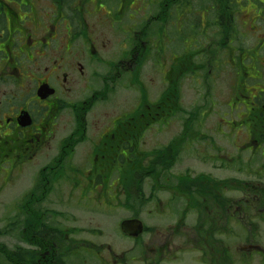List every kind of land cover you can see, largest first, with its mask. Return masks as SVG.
Returning <instances> with one entry per match:
<instances>
[{
	"label": "flooded vegetation",
	"instance_id": "1",
	"mask_svg": "<svg viewBox=\"0 0 264 264\" xmlns=\"http://www.w3.org/2000/svg\"><path fill=\"white\" fill-rule=\"evenodd\" d=\"M207 81L226 112L203 132L184 101ZM123 90L128 110L98 112ZM128 220L144 223L138 238ZM9 251L21 264H264V0H0L2 264Z\"/></svg>",
	"mask_w": 264,
	"mask_h": 264
},
{
	"label": "rangeland",
	"instance_id": "2",
	"mask_svg": "<svg viewBox=\"0 0 264 264\" xmlns=\"http://www.w3.org/2000/svg\"><path fill=\"white\" fill-rule=\"evenodd\" d=\"M190 82H186V86H190ZM99 86V88H101ZM124 87L129 86H122L121 89H124ZM186 97L184 101V105L186 108V114H189L192 107L190 105L194 104L195 107H199L198 110H200V118L199 120L201 122H207L208 124L204 126V129H202L203 132H206L207 128L211 125H215L216 123H219L221 121V116L225 114L226 108H225V101H224V95L223 92L220 91V89H216L214 87L213 83L211 81L206 82V88L201 87L199 90L196 88V91H186ZM131 98L132 93L130 91L123 90L120 94V97L115 98L113 106H106L102 105L98 108L99 113L109 112L110 114H117L118 112H121L122 110H128L131 105ZM210 106L213 107V109H210ZM217 107L216 111L214 109ZM210 109V110H209ZM211 111L212 113L210 114ZM64 125V124H63ZM226 130V129H225ZM64 131V130H63ZM211 137L215 138L216 146L221 147L224 145V143L220 140L219 134H209ZM65 137L64 132H61L58 135L57 141L63 140ZM49 156H42L40 157V160L36 161L35 163H32L30 165L25 166L23 170L20 172H16L11 176L12 180L10 181L9 186V194L13 193L15 195H18L22 190L26 189L31 184L32 178L39 172V170L42 168L43 163L47 164L48 158L46 157H52L53 154H47ZM144 217V214L142 215Z\"/></svg>",
	"mask_w": 264,
	"mask_h": 264
},
{
	"label": "water",
	"instance_id": "3",
	"mask_svg": "<svg viewBox=\"0 0 264 264\" xmlns=\"http://www.w3.org/2000/svg\"><path fill=\"white\" fill-rule=\"evenodd\" d=\"M122 230L131 237H138L143 232V226L139 221H126L122 224Z\"/></svg>",
	"mask_w": 264,
	"mask_h": 264
},
{
	"label": "trees",
	"instance_id": "4",
	"mask_svg": "<svg viewBox=\"0 0 264 264\" xmlns=\"http://www.w3.org/2000/svg\"><path fill=\"white\" fill-rule=\"evenodd\" d=\"M66 147V149H68V147H70V143L69 140H65L63 142L62 148ZM67 153H69V151H67ZM139 164H142L139 168L140 169H145V165H143V161H140ZM0 264L1 261H0ZM8 264H21V262L19 261V256L17 255V253L13 252V251H9L8 253Z\"/></svg>",
	"mask_w": 264,
	"mask_h": 264
}]
</instances>
